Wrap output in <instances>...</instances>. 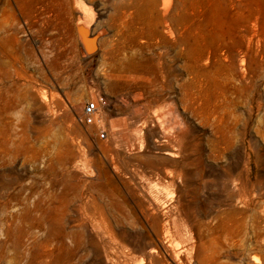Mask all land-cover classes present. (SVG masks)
Segmentation results:
<instances>
[{"label": "rangeland", "instance_id": "1", "mask_svg": "<svg viewBox=\"0 0 264 264\" xmlns=\"http://www.w3.org/2000/svg\"><path fill=\"white\" fill-rule=\"evenodd\" d=\"M75 2L103 31L87 58L73 0H0V84L26 73L50 109L0 111L28 137L0 155V264H264V0L200 64L123 32L118 0Z\"/></svg>", "mask_w": 264, "mask_h": 264}, {"label": "bare ground", "instance_id": "2", "mask_svg": "<svg viewBox=\"0 0 264 264\" xmlns=\"http://www.w3.org/2000/svg\"><path fill=\"white\" fill-rule=\"evenodd\" d=\"M73 2L80 11L75 23L80 52L83 58H87L96 52L95 41L103 35V31L96 33L95 40H89L87 38L91 20L87 16L89 13L86 14L82 10L84 8L82 4L76 3L75 0ZM118 2L127 10H133L129 24L122 23L123 32L135 34L136 38L167 37L174 46L189 53L195 64L215 56L226 46L225 40L233 38L245 24L252 26L257 22V17L246 4V0H118ZM3 29L4 23L0 22V32ZM11 40L15 41L13 38ZM11 40L0 37L1 44ZM119 49L122 48L118 45L104 43L101 59L104 62L111 60ZM17 75L23 79V84L16 82L10 85L0 84V111L9 114L17 112L20 108L23 117H26L32 107L40 109L45 107L49 111L45 93L36 89L33 78L26 73ZM5 77H8V72L0 65V78ZM36 96L41 97L43 106L38 103ZM54 98L56 94L50 93V100ZM55 104L60 105V100ZM27 142L26 134L19 135L8 124L0 123V155L15 157L27 148ZM59 155L63 156V153L60 152ZM90 170L92 171L91 168ZM28 212L26 210V213ZM211 262H214V259Z\"/></svg>", "mask_w": 264, "mask_h": 264}, {"label": "built area", "instance_id": "3", "mask_svg": "<svg viewBox=\"0 0 264 264\" xmlns=\"http://www.w3.org/2000/svg\"><path fill=\"white\" fill-rule=\"evenodd\" d=\"M97 114V108L93 103H86L82 108V113L78 117V122L84 126L91 125L93 123L94 117ZM98 139L103 141L106 139V134L103 131L98 133Z\"/></svg>", "mask_w": 264, "mask_h": 264}, {"label": "water", "instance_id": "4", "mask_svg": "<svg viewBox=\"0 0 264 264\" xmlns=\"http://www.w3.org/2000/svg\"><path fill=\"white\" fill-rule=\"evenodd\" d=\"M87 38H88L89 40H95V39H96V36H95V35H91V34L89 33V31H88ZM95 43H96V41H95Z\"/></svg>", "mask_w": 264, "mask_h": 264}]
</instances>
